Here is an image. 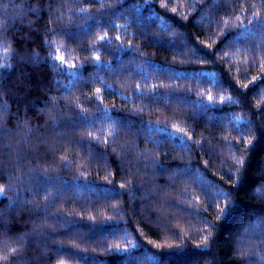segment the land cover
Returning <instances> with one entry per match:
<instances>
[{
	"label": "trees",
	"instance_id": "1",
	"mask_svg": "<svg viewBox=\"0 0 264 264\" xmlns=\"http://www.w3.org/2000/svg\"><path fill=\"white\" fill-rule=\"evenodd\" d=\"M262 21L0 0V264H264Z\"/></svg>",
	"mask_w": 264,
	"mask_h": 264
},
{
	"label": "snow or ice",
	"instance_id": "2",
	"mask_svg": "<svg viewBox=\"0 0 264 264\" xmlns=\"http://www.w3.org/2000/svg\"><path fill=\"white\" fill-rule=\"evenodd\" d=\"M258 16H259V13H254L253 14V20H256V18ZM252 23H253V21H249V24H252ZM258 27H259L260 30H264V21L259 22ZM211 99H212V97H209V100H211ZM0 194H2V190H0ZM221 212H222V214L225 213L226 209H221ZM14 254H15V250H13V255ZM5 259H6V257H5Z\"/></svg>",
	"mask_w": 264,
	"mask_h": 264
},
{
	"label": "bare ground",
	"instance_id": "3",
	"mask_svg": "<svg viewBox=\"0 0 264 264\" xmlns=\"http://www.w3.org/2000/svg\"><path fill=\"white\" fill-rule=\"evenodd\" d=\"M1 146V145H0ZM26 180V179H25Z\"/></svg>",
	"mask_w": 264,
	"mask_h": 264
}]
</instances>
